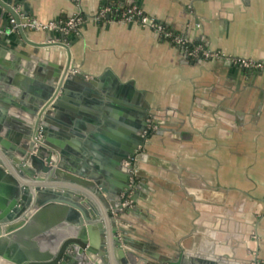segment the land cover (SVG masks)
Listing matches in <instances>:
<instances>
[{
    "label": "crops",
    "instance_id": "1",
    "mask_svg": "<svg viewBox=\"0 0 264 264\" xmlns=\"http://www.w3.org/2000/svg\"><path fill=\"white\" fill-rule=\"evenodd\" d=\"M10 2L42 22L85 15L86 24L68 42L75 64L89 77L111 71L121 84H133L134 106L148 107L155 131L139 160L145 186L128 216L129 235L141 246L128 250L150 264L180 252L194 264H264V72L230 61L264 62V0ZM108 5L137 6L223 58L193 60L138 24L96 22L95 14ZM10 18L0 7V30ZM28 33L38 42L67 41ZM20 43L4 49L7 61L65 58L62 48ZM126 119L114 115L115 124L126 125Z\"/></svg>",
    "mask_w": 264,
    "mask_h": 264
},
{
    "label": "water",
    "instance_id": "2",
    "mask_svg": "<svg viewBox=\"0 0 264 264\" xmlns=\"http://www.w3.org/2000/svg\"><path fill=\"white\" fill-rule=\"evenodd\" d=\"M10 1L0 7L19 25ZM9 29L0 30V264H150L128 250L141 245L129 235L134 211L121 210L138 167L133 160L149 140L148 107L134 106L133 84H121L111 71L89 77L76 65L73 33L56 34L65 42H38L21 27ZM20 42L62 48L65 58L7 61L4 49ZM115 114L127 124H115ZM155 259L194 264L184 252Z\"/></svg>",
    "mask_w": 264,
    "mask_h": 264
},
{
    "label": "built area",
    "instance_id": "3",
    "mask_svg": "<svg viewBox=\"0 0 264 264\" xmlns=\"http://www.w3.org/2000/svg\"><path fill=\"white\" fill-rule=\"evenodd\" d=\"M79 1V0H76ZM20 15L21 22L18 25L15 19L10 18V33L17 31L19 27L27 32L31 33H54L62 36H68L70 34H78L82 27L86 24L87 18L83 14H76L68 19L59 21L42 22L35 18H30L24 15L22 12L16 10ZM96 22H109L117 24H138L146 30L152 31L159 40L171 44L177 47L183 52V55L193 60L200 61H218L223 58V55L218 52H213L203 45H194L185 37L175 33L169 29L165 24L159 22L156 18L145 14L137 6H128L126 8L116 6H104L94 16ZM231 63L239 65L244 69L251 71L264 72V62L253 61V60H236L231 59ZM155 131V126L151 123L149 126L148 136L150 131ZM44 138V133L41 130L38 134L37 140L41 142ZM142 150L138 152L136 158L133 160L134 163L138 164V167L132 171L133 177L131 178V190L123 195V205L121 210L125 211L133 206V194L137 185L136 180L140 174L139 172V157L142 154ZM129 166V163H125Z\"/></svg>",
    "mask_w": 264,
    "mask_h": 264
},
{
    "label": "trees",
    "instance_id": "4",
    "mask_svg": "<svg viewBox=\"0 0 264 264\" xmlns=\"http://www.w3.org/2000/svg\"><path fill=\"white\" fill-rule=\"evenodd\" d=\"M85 18H87L85 15H83ZM169 28V27H168ZM170 29V28H169ZM194 45H203V46H205L202 42H196V43H194ZM153 134H154V132L151 130L150 132H149V138L150 137H152L153 136Z\"/></svg>",
    "mask_w": 264,
    "mask_h": 264
},
{
    "label": "flooded vegetation",
    "instance_id": "5",
    "mask_svg": "<svg viewBox=\"0 0 264 264\" xmlns=\"http://www.w3.org/2000/svg\"><path fill=\"white\" fill-rule=\"evenodd\" d=\"M151 138V137H150ZM140 175V174H139ZM136 182H137V185H140L141 184V182H140V177L138 176V179L136 180ZM136 190V189H135ZM133 196H134V194H133Z\"/></svg>",
    "mask_w": 264,
    "mask_h": 264
}]
</instances>
